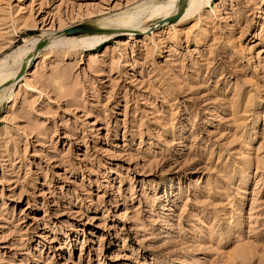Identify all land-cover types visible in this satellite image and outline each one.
I'll return each instance as SVG.
<instances>
[{"label": "rangeland", "instance_id": "obj_1", "mask_svg": "<svg viewBox=\"0 0 264 264\" xmlns=\"http://www.w3.org/2000/svg\"><path fill=\"white\" fill-rule=\"evenodd\" d=\"M181 1L0 0V264H264V0Z\"/></svg>", "mask_w": 264, "mask_h": 264}, {"label": "bare ground", "instance_id": "obj_2", "mask_svg": "<svg viewBox=\"0 0 264 264\" xmlns=\"http://www.w3.org/2000/svg\"><path fill=\"white\" fill-rule=\"evenodd\" d=\"M192 2L193 3H191V0H190V2L189 3H191L192 4V8L194 9L195 8V6H198V4L199 3H201V0H192ZM184 3H185V1L183 0V1H181L179 4H178V6H177V10H176V14H178V13H181V15L179 16V19H181V17L182 16H184V15H182L183 14V11L181 10V9H178V8H180L181 6H183L184 5ZM188 7V6H187ZM190 7V6H189ZM174 13V14H175ZM140 14V12H135V13H131V14H128V15H126V16H123V18H121V20H120V22L121 23H129V22H132V21H134L137 17H138V15ZM173 16V15H172ZM168 17V16H167ZM166 18V17H165ZM178 19V18H177ZM178 19V20H179ZM71 27H76L77 29H79V30H81V31H85V32H88V31H91V30H96V28H94V27H91V26H88V25H78V26H71ZM107 28V27H106ZM45 36V35H44ZM43 36V37H44ZM44 38H46V37H44ZM51 38V37H50ZM53 38H57V36H53ZM53 38H51V40H53ZM40 41H43V38L41 37L40 39H39V42ZM38 43V42H37ZM46 43H47V41H46ZM50 44H52V43H50ZM37 45V44H36ZM43 47H44V45H43ZM34 57V56H33ZM32 58V57H31ZM31 58L30 59H27L21 66L19 65V68H17V69H11V70H8V71H6V72H3V68H4V64H5V61H3V62H1L0 63V87H1V89H0V91L2 90V89H5V88H7V87H9L10 85L12 86V84L13 83H15L14 82V78H15V76H17L16 74H19V72L20 71H23L24 69H25V66L27 65L26 63H29V61L31 60ZM31 70V69H30ZM21 73V72H20ZM20 77H22V76H20ZM18 79H19V77H18ZM8 83H10V84H8ZM6 84H8V85H6ZM5 85V86H4Z\"/></svg>", "mask_w": 264, "mask_h": 264}, {"label": "water", "instance_id": "obj_3", "mask_svg": "<svg viewBox=\"0 0 264 264\" xmlns=\"http://www.w3.org/2000/svg\"><path fill=\"white\" fill-rule=\"evenodd\" d=\"M177 15H181V13H178ZM112 30L113 29L111 27H109V28L96 29V30H91V31L85 32V31H81V30L77 29L76 27H67V28H64L63 30H61L60 34L62 36H68L69 37V36H75V35L86 34V33H89V34H92V33H103V34H105V33L111 32ZM117 31H119V30H116L114 32H117ZM0 89H1V87H0Z\"/></svg>", "mask_w": 264, "mask_h": 264}]
</instances>
